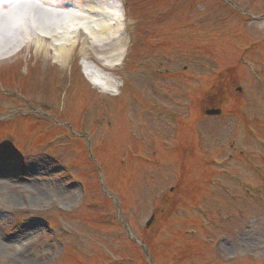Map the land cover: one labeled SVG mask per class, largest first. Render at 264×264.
Segmentation results:
<instances>
[{
    "label": "rangeland",
    "instance_id": "obj_1",
    "mask_svg": "<svg viewBox=\"0 0 264 264\" xmlns=\"http://www.w3.org/2000/svg\"><path fill=\"white\" fill-rule=\"evenodd\" d=\"M109 1L115 70L0 61V264H264V0Z\"/></svg>",
    "mask_w": 264,
    "mask_h": 264
},
{
    "label": "bare ground",
    "instance_id": "obj_2",
    "mask_svg": "<svg viewBox=\"0 0 264 264\" xmlns=\"http://www.w3.org/2000/svg\"><path fill=\"white\" fill-rule=\"evenodd\" d=\"M109 4L112 6L113 3L109 0H0V18H9V24H5L10 25L16 33L14 38H7L1 35L0 30L3 40H0V51L3 47H6V52L32 44L35 46L34 54L44 51L56 53L40 58L45 69L57 66L58 70H64L81 56L88 60L95 59L103 70H115L117 61H111L115 57L119 60L123 55L125 41L119 18ZM77 12L85 16L79 17L75 14ZM55 19L65 25L59 28L61 32L55 31L52 23ZM78 20L79 23L71 28ZM80 37L87 42L91 53L76 52L78 42L75 40ZM109 61L110 66L105 64ZM89 74L91 81L97 84L92 73Z\"/></svg>",
    "mask_w": 264,
    "mask_h": 264
}]
</instances>
